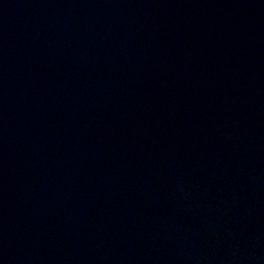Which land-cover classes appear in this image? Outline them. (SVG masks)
Wrapping results in <instances>:
<instances>
[{
	"label": "water",
	"instance_id": "obj_1",
	"mask_svg": "<svg viewBox=\"0 0 264 264\" xmlns=\"http://www.w3.org/2000/svg\"><path fill=\"white\" fill-rule=\"evenodd\" d=\"M0 264H264V0H0Z\"/></svg>",
	"mask_w": 264,
	"mask_h": 264
}]
</instances>
